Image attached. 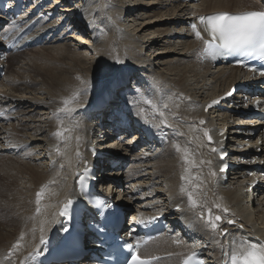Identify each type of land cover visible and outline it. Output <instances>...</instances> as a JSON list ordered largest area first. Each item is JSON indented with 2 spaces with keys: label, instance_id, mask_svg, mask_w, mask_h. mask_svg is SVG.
Returning a JSON list of instances; mask_svg holds the SVG:
<instances>
[{
  "label": "bare ground",
  "instance_id": "1",
  "mask_svg": "<svg viewBox=\"0 0 264 264\" xmlns=\"http://www.w3.org/2000/svg\"><path fill=\"white\" fill-rule=\"evenodd\" d=\"M261 8V0H52L39 11L46 18L29 37L46 34L53 45L11 53L0 62L6 71L0 79V176L9 181L0 193V264H21L54 225L60 227L62 206L86 163L96 166L99 193L132 205L126 211L132 225L155 215L169 223L166 235L143 251L144 257H162L155 264H179L197 250L207 264H223L234 246L264 243V178L251 166L264 156V131L238 111L255 96L239 91L222 109L203 112L214 97L254 78L201 61L204 36L200 27L203 39L189 28L204 15ZM125 13L130 15L123 20ZM44 50L56 57L45 62L43 53L31 55ZM100 81L109 84L97 87ZM105 95L108 107L90 112L88 106ZM66 99L72 103L66 106ZM112 108L129 122L120 134ZM146 131L150 136L141 141ZM219 147L224 161L216 154ZM117 150L127 162L123 168L110 163L122 160ZM223 164L226 175L218 172ZM208 209L222 217L216 230L207 224ZM80 264H89L88 257Z\"/></svg>",
  "mask_w": 264,
  "mask_h": 264
},
{
  "label": "snow or ice",
  "instance_id": "2",
  "mask_svg": "<svg viewBox=\"0 0 264 264\" xmlns=\"http://www.w3.org/2000/svg\"><path fill=\"white\" fill-rule=\"evenodd\" d=\"M200 22L205 25V31L207 32L210 39H203L201 32L197 30L196 24H192L191 27L194 30L195 37L197 39H203V53L210 56L212 59H216L217 56L223 54H233V53H249L255 49H259L262 53V59H264V11H249L243 12L240 14H230V13H217L207 17H200ZM261 76H264V71L260 72ZM139 94V89L134 90ZM231 93H229L230 95ZM80 93H77L74 99L79 98ZM63 103L67 106L72 103L71 100H64ZM108 103V95L102 97L100 101V107L106 106ZM145 103L150 104L155 110L157 107L152 103L151 100H146ZM213 104L217 101H213ZM259 103V102H258ZM128 104L130 106H135V100L129 99ZM165 108L167 105L164 106ZM211 107V105H209ZM65 109H60L64 111ZM144 109H141L143 112ZM117 115H120V112H117ZM161 117L164 116V113H159ZM203 123V122H202ZM55 136H60L61 133L58 131L54 133ZM209 139H211L209 137ZM223 170V169H222ZM88 172L87 167H85V173ZM80 184L81 199L79 201H73L68 199L64 204L61 215H73L77 218L82 217L83 215H91L95 213L96 216L103 217L105 215V210L110 209L111 205L106 200H92L89 198V193L86 187L87 176L84 174H77ZM181 191H184L181 188ZM44 192V188H41V191L37 193V203ZM188 201L192 209L197 207V201L193 198V193H188ZM203 208V205H200ZM220 207V205H216ZM224 212H227L228 209L224 208ZM201 219H204V213L201 212ZM207 224L213 229L216 230L219 228L217 222L222 220V217L216 215L213 217L211 209L207 211ZM229 224L235 223L233 220H228ZM67 232L68 229L66 228ZM98 231L103 232V227L98 226ZM221 235L224 237L228 236L226 229H221ZM43 242V241H41ZM234 243V242H233ZM14 245L13 247H17ZM127 247L132 250V244H128ZM132 264H150L149 261L141 259L138 255L134 254L132 256ZM185 264H188L185 261ZM230 264H264V245L258 244H249L244 246L243 243L239 247H233L230 253Z\"/></svg>",
  "mask_w": 264,
  "mask_h": 264
},
{
  "label": "rangeland",
  "instance_id": "3",
  "mask_svg": "<svg viewBox=\"0 0 264 264\" xmlns=\"http://www.w3.org/2000/svg\"><path fill=\"white\" fill-rule=\"evenodd\" d=\"M179 3H180V2H179ZM129 15H130V13H125V14L123 15V17H122L123 20H125V17H127V16H129ZM131 15L134 16V18L136 17L135 12H132ZM70 34H71V33H70ZM51 45H53V44H51ZM51 45H50V44H46L47 47H48V46H51ZM31 50H33V49H31ZM49 51H50V50H46V51L44 50V51H42V52L32 53L31 55L36 56V55L38 54V56H40V55H42L41 53H43L44 56H43V55H42V56H43L44 58L46 57L43 61H45V60L48 59V58H49L48 60L51 61V59H52L53 57H56V55L53 56V55H54V52H53V51L49 52ZM47 52H48V53H47ZM52 52H53V53H52ZM39 54H40V55H39ZM51 56H53V57H51ZM50 61H49V62H50ZM45 62H47V61H45ZM105 84L108 85L109 83H107L106 81H100V83L97 84L96 86H97V87H102V88H103V87L105 86ZM102 88H101V89H102ZM59 113H60V112H58V113H56V114H59ZM133 133H134V132H133ZM131 136H132V135H131ZM131 136H129V137H131ZM108 141H111V139L108 140ZM128 142H129V141H128ZM103 145L106 146V145H107V141H105V142L103 143ZM119 151H120V150H117V151H115V153H116V155H119V156H120ZM15 155H17V154H15ZM112 177H113V176L110 175V177H108V178L111 179ZM7 182H8V185H9V181H8L7 179H4L3 176H0V186H1V187H0V193L3 192V190H5L6 187H8V185L6 184ZM140 192H141V191L137 192L136 195H139ZM108 195H111V196H112V194H110V193H108ZM130 213H131V212H130Z\"/></svg>",
  "mask_w": 264,
  "mask_h": 264
}]
</instances>
